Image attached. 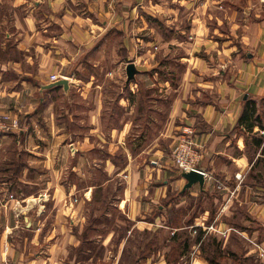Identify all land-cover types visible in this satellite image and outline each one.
Listing matches in <instances>:
<instances>
[{"label":"crops","instance_id":"obj_1","mask_svg":"<svg viewBox=\"0 0 264 264\" xmlns=\"http://www.w3.org/2000/svg\"><path fill=\"white\" fill-rule=\"evenodd\" d=\"M134 42L144 61L122 101L149 88L169 109L165 137L127 146L117 170L126 241L153 235L133 264H264V0H0V114L19 124L0 133V263L98 264L79 256L94 186L64 174L80 177L104 121L100 77L116 60L125 70ZM169 51L176 81L160 76ZM51 74L67 88L41 91ZM186 125L205 182L182 191L170 152Z\"/></svg>","mask_w":264,"mask_h":264},{"label":"rangeland","instance_id":"obj_2","mask_svg":"<svg viewBox=\"0 0 264 264\" xmlns=\"http://www.w3.org/2000/svg\"><path fill=\"white\" fill-rule=\"evenodd\" d=\"M134 43L136 44H132L131 47L135 54L130 55V58L127 56V59L124 60L126 63L144 61L143 57L138 56L141 52L140 44ZM156 49L157 47L152 45L149 47V52H154ZM170 52L162 59L159 58L160 76L162 79L172 80L174 78L176 81L178 76H173L172 71L175 74L180 73L184 64L174 58L175 54ZM113 65L115 70L111 67ZM106 69L114 71L108 70L109 72L100 77L101 88L98 96L104 121L100 126L99 136L93 139L89 138L85 144L92 146V150L81 157L83 171L80 177L68 171L64 174V178L76 183L82 190L89 185L94 186L92 189L93 202L86 204L84 210L87 220L83 240L87 241L86 243L83 241L79 256L85 258L92 255L93 260L98 264H133L138 255V251L133 248L138 246L145 237L148 242L151 241L153 235L151 232L146 233L145 236L136 233L131 237L127 236L128 241H126V229L130 228L132 221L124 220L122 218L123 210L118 207L120 197L125 194V180L124 175L117 170L125 162L124 149L127 146L132 149L134 154L142 150L149 151L156 141L151 137L153 134H157L160 128L163 138L165 137L163 128L166 124L169 100L164 95L159 99L155 92L149 88L147 91L143 90L140 95L134 87L129 102L125 101L124 103L121 98L123 94H126L125 89L122 88L127 78L124 67L116 60V62H110ZM155 104H157V108H160L159 111L157 109L156 112L154 111ZM83 105L80 108L86 112L89 105ZM129 105H131V109ZM125 112L131 113H128L130 115L127 116ZM123 118L127 121L124 122ZM113 129L118 131V135L114 136ZM79 130H82V127ZM122 132H124L123 135ZM161 142L160 146L167 144L166 141L162 140ZM77 196H80V193ZM165 238L164 235V242Z\"/></svg>","mask_w":264,"mask_h":264},{"label":"built area","instance_id":"obj_3","mask_svg":"<svg viewBox=\"0 0 264 264\" xmlns=\"http://www.w3.org/2000/svg\"><path fill=\"white\" fill-rule=\"evenodd\" d=\"M50 80L56 79V75L51 74ZM19 124L16 120H10L9 117L0 114V133L10 132L18 129ZM193 129L191 126H184L182 128L181 137L177 140L176 144L171 151V162L179 170H199L198 163L201 158V148L192 140ZM204 176L205 172L201 171ZM237 178L240 174L236 175ZM256 249L260 259L264 260V247L261 244H256ZM4 264V263H0Z\"/></svg>","mask_w":264,"mask_h":264},{"label":"water","instance_id":"obj_4","mask_svg":"<svg viewBox=\"0 0 264 264\" xmlns=\"http://www.w3.org/2000/svg\"><path fill=\"white\" fill-rule=\"evenodd\" d=\"M136 66L134 62H128L125 66V72H126V82H129L135 78V75L137 73ZM51 82L47 84L41 85V91L43 89H48L56 86H63L64 89L67 88L68 81L65 78H56L54 80H50ZM72 147V146H71ZM180 176L185 179V184L182 188V191L189 189L193 184L198 183L200 187H203L205 182V176L201 171L198 170H179Z\"/></svg>","mask_w":264,"mask_h":264}]
</instances>
